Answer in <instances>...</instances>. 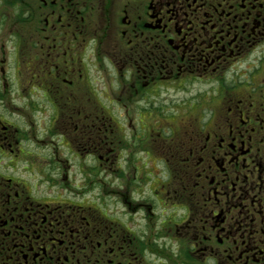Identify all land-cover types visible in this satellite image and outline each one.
I'll list each match as a JSON object with an SVG mask.
<instances>
[{"label":"flooded vegetation","instance_id":"obj_1","mask_svg":"<svg viewBox=\"0 0 264 264\" xmlns=\"http://www.w3.org/2000/svg\"><path fill=\"white\" fill-rule=\"evenodd\" d=\"M0 264H264V0H0Z\"/></svg>","mask_w":264,"mask_h":264}]
</instances>
